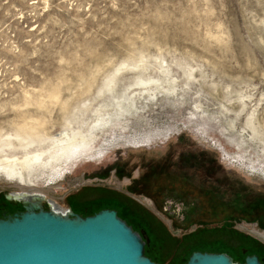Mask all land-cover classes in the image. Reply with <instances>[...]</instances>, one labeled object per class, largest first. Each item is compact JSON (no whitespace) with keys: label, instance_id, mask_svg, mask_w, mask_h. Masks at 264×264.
<instances>
[{"label":"rangeland","instance_id":"rangeland-1","mask_svg":"<svg viewBox=\"0 0 264 264\" xmlns=\"http://www.w3.org/2000/svg\"><path fill=\"white\" fill-rule=\"evenodd\" d=\"M72 134L87 149L32 165V191L75 211L123 195L175 243L218 227L234 261L264 252V219L242 206L182 207L214 182L223 203L235 192L264 208V0H0V159L25 156L21 139L50 153ZM7 178L12 211L5 195L21 187ZM243 236L258 249L236 247Z\"/></svg>","mask_w":264,"mask_h":264},{"label":"water","instance_id":"water-1","mask_svg":"<svg viewBox=\"0 0 264 264\" xmlns=\"http://www.w3.org/2000/svg\"><path fill=\"white\" fill-rule=\"evenodd\" d=\"M22 210L0 216V264H158L144 253L148 236L114 208L80 215L45 208L43 198L11 197ZM183 264H263L256 254L240 263L225 252L194 250Z\"/></svg>","mask_w":264,"mask_h":264},{"label":"flooded vegetation","instance_id":"flooded-vegetation-1","mask_svg":"<svg viewBox=\"0 0 264 264\" xmlns=\"http://www.w3.org/2000/svg\"><path fill=\"white\" fill-rule=\"evenodd\" d=\"M213 183L208 185V188L204 189V186H201V187H199L198 191L193 190V193H195V194H190L189 190L187 189V198L188 199L187 198L186 199L183 198L182 207L184 209H186V208L188 209V208H198V207H203V208L212 207L213 208V207H216V206L220 207L221 205L226 206V205H230V204L233 205V206L234 205H236V206L240 205V206H242L241 208L243 210L247 209V210H245L246 213L250 214L249 212H251V214H256L255 221L257 222L258 225H262V221L264 219V208L256 207V206H253V205L252 206L251 205L250 206H245V205H247V202H248V201H246V198H243L244 200L242 198H239L238 194L235 195V192L233 193V197L231 198V201L223 203L221 201V199H220V196L229 194L228 189L224 188V190L222 192L221 191L219 192L217 190H213L212 187L213 188L217 187V186L213 185ZM84 190L85 189L83 188L82 192ZM26 191H31V190H26ZM190 191H191V189H190ZM202 195H203V197H202ZM121 197H122V199L119 196H117V198H119L118 203L120 204L118 207H121V209L127 207L128 210L129 209L132 210L131 208H129V206L127 204V203H129L126 200L128 198L123 196V195H121ZM123 197L126 198V199H123ZM239 199H240V201H237ZM5 204L7 206L10 205L9 203H5ZM12 207H15V209H13L12 211H8L5 208L1 209L0 210V216H1L2 213H12L14 211H20V210L23 209L22 205L20 203L14 204V205H12ZM106 207L114 208L116 210L118 216H120L128 224H130L132 229L136 230L137 232H139V230H141V229H143L145 231L146 235L148 236V242H146L144 244V253H145V255L149 256L152 260H154L155 262L160 264L161 257H159L157 254H159L160 256L164 257L167 254L166 251H168L166 249V246H168V245H166V244H168L171 241L174 243V240H175L173 238V236L170 233H168V231L164 227V225L162 223H160V221H158V219L155 216L153 217L152 215H150L146 210H145V212H146L145 214L141 213L144 217L139 215L138 212H136V211H133V210L130 211L131 215L136 220L140 221V223H137V222L131 221L130 219H128L125 216L121 215L120 212H119V209H117L116 207L103 206L102 208H106ZM248 207H253V210L249 209ZM73 211H75V210H73ZM75 212L79 213L80 215L92 214V213H85L84 214L83 212H79L78 210H76ZM183 218H184V216H182V219ZM253 232H256V235H258V236H260V235L264 236V231L259 232L258 230H253ZM214 233L217 234L216 232H214ZM195 234H196V232H192L191 234H187V236H192V235H195ZM243 237H244L245 240H247V238H248L247 236H243ZM192 239H194V238H192ZM248 239L250 240L249 242H251V244H252V239L251 238H248ZM188 241H191L190 237H186L184 239V243L181 240L178 241L177 244L176 243L174 244L175 248L173 250L171 249L170 253L176 251L178 249V247H179V250H182V248H184V247H186L188 245V244H186V243H188ZM241 241L242 240H240V242ZM181 245H183V246L181 247ZM197 245H203V243H195V244L191 245L192 251L201 250V251H211V252H225V253L229 254L226 251H216V250H212V249L199 248V246H197ZM258 245L256 246L257 249H258ZM171 246L173 247V244H171ZM189 250L186 251V253L189 252ZM261 250H263V248ZM244 251L247 252V250L245 248H242V252H244ZM156 252H157V254H156ZM190 253H189V255H190ZM248 254H256L258 256V258L260 259V261L264 264V252H259L258 253L256 251H254V252H251V253H246V255H248Z\"/></svg>","mask_w":264,"mask_h":264},{"label":"bare ground","instance_id":"bare-ground-1","mask_svg":"<svg viewBox=\"0 0 264 264\" xmlns=\"http://www.w3.org/2000/svg\"><path fill=\"white\" fill-rule=\"evenodd\" d=\"M108 87L109 86H107V88ZM22 140L23 139L18 141L17 144L14 145V148L24 150L23 152L25 153V156H23L21 159H0V175L3 177H8L7 180L9 179L10 181L16 182L21 187L20 191H11L9 193V196L16 198H25L31 197L32 195H38L43 198V201H45V205L48 204L54 210L63 211L66 208L58 206L55 201L46 197L44 193H41L39 191H32L36 190L34 182L31 179V171L33 167L32 165H38L40 168H48L50 167L49 165H51L49 164V161L58 160L63 156L67 157L70 153L75 152L76 150L80 151L81 149L82 151H84V149L86 150V147H88V138L85 136V134H72L69 137L65 138L63 141L59 142V144H57V148H54L55 150L51 148L53 152L51 151L50 153L48 149L42 147L44 142L39 138H35V136L30 137L25 141ZM32 146H36L37 149L33 148L31 152L30 148ZM259 237L262 239V241H264V236L260 235Z\"/></svg>","mask_w":264,"mask_h":264},{"label":"trees","instance_id":"trees-1","mask_svg":"<svg viewBox=\"0 0 264 264\" xmlns=\"http://www.w3.org/2000/svg\"><path fill=\"white\" fill-rule=\"evenodd\" d=\"M90 200H87L86 202H84L82 204H79L78 207H73V209L75 208L79 212H83L85 214V213H94V212L98 211L99 209H101L103 206H112V207H116L117 209H119V212H120L121 215L125 216L126 218L130 219L131 221L140 223L139 220H136L131 215V212L129 210H127L128 208L125 207V206H124L125 208H122L121 209V207H118V206H116V205H114L112 203H109L107 200L106 201H100L98 199H94V200L93 199H90ZM221 230H223V229L222 228L221 229H218V227H216V229H214L213 232L210 231V232H208V234H211V232L212 233L216 232L217 234L209 235V236H204L203 233H200V234H202V236H196V237H194L193 242L203 243V245H197V246H199V248L212 249V250H216V251H226V252H228L233 257V260H234V256L232 255V253L230 252V250L227 249L224 245H222L223 239L220 238V236H221L220 235L221 234L220 231ZM209 237H211V238L209 239ZM244 240L245 239L243 238L242 241H244ZM206 241H212L214 244H206V243H204ZM245 241L249 244L250 247L257 248L254 243L251 244V242H249L250 240L248 238ZM238 242L239 243H236V245H237L236 247L240 246L241 243H242V242H240V240ZM171 244H173V247L175 248V245H174L175 242L174 243L172 241L169 242L167 244L168 246H166V249L169 251V253L171 252V249H172ZM182 246L183 245H181V247ZM191 248H192L191 246H186V247L182 248L181 252H179L180 250H179V247H178V249L176 250L175 255L173 256L172 264H177L179 262L178 261L179 258H181V256L183 255V253H185L186 251H188L190 249L189 252H187L186 256L183 258V260L179 263V264H183L187 260L189 253L192 251ZM247 251L249 252V251H251V249H249V247H248L247 248ZM245 255L242 256V258L240 260L241 262L244 260Z\"/></svg>","mask_w":264,"mask_h":264}]
</instances>
